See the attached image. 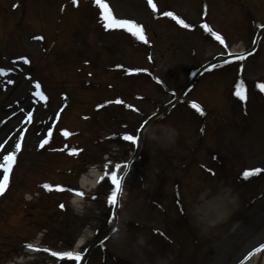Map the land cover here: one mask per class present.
<instances>
[{"label": "rangeland", "instance_id": "obj_1", "mask_svg": "<svg viewBox=\"0 0 264 264\" xmlns=\"http://www.w3.org/2000/svg\"><path fill=\"white\" fill-rule=\"evenodd\" d=\"M16 1L0 0V25L6 17H16L15 13L10 10ZM21 1L25 3L27 0ZM110 1L114 5L118 16L136 17L150 29L149 31L155 32L158 47L162 51L156 53L158 56L156 63L157 70L159 69L158 75L172 90L179 91L183 87L184 71L189 64H192V67H194V63L199 65L220 52L217 45L208 43L207 41L197 40L196 37H183L175 40L174 31L168 29L160 22L154 23V28H152L149 24L150 21H147V18H144L140 14V12L144 16L148 14L143 3H140L138 6L136 3L134 4L133 0ZM159 1L162 9L174 11L184 17H187L185 12L188 14H193V12L197 14L195 10H200V5L204 3V0ZM243 1L251 7H248L250 13L245 8L239 7L225 9L227 6H224L222 0H208L210 10L212 11L210 13L212 24L221 33L224 32L227 35L232 48L234 47L237 50L248 46L250 41L251 32L246 30L245 26L242 25V18L245 12L249 13L254 19L264 18V0ZM58 5V0H33L28 11L21 13V22L25 25V29L20 36L25 35V30H29L31 33L37 32L43 34L42 36L47 42L51 36L50 34L55 32L54 24L61 18L62 12ZM259 22L264 23V19L259 20ZM93 23L87 25L83 18L78 19L76 14L68 11L62 19V23L59 26L57 25L60 30V34L57 36V45L48 56V59L54 63L50 64L47 62V66L48 68H53L52 72L59 70L61 72L56 76L55 80L50 75H46V79H42L51 101L46 106H42L44 109L43 112L39 113L37 110L35 112V116L38 119L37 126H40V132L50 126L53 112L60 104L58 92L62 88H65V90L74 88L71 86L72 81L68 85L65 84L66 81L64 79L71 77L74 79V75L73 70L65 63L63 64V59H69L71 61V55H78L80 57L92 56L93 58L96 57L97 61L102 63L105 57L108 56L104 51L100 52L98 49L95 50L101 35L92 32L95 29ZM15 33L16 27L15 23L12 24V20L4 22L0 26V57H2V53H7L8 57L26 53L30 54L32 59H40L41 55L36 48V43L28 42L26 37L17 40ZM158 35H161V37H158ZM84 37H88V42L94 49L88 46L85 50L76 54L77 41ZM171 42L177 48V54L175 55H169L163 51L167 48L168 43ZM84 44L87 45L86 42H80V45L84 46ZM103 47L105 49H109V47L113 48V42L109 43L106 41ZM261 47L263 46H260L258 55L254 57L253 63L251 62V65H249L248 73L250 72L249 77L252 79L261 78L264 80V49H261ZM60 50L70 53L62 55L61 59L58 53ZM192 50L197 51L198 60L188 62L191 58L189 54ZM123 51L124 53H121L120 56L129 61V55L132 53V50L127 46ZM117 54L119 56L120 52ZM0 59L2 62L3 59ZM4 67V64L0 65V68ZM36 71H38V68L34 66L33 70L30 71L32 76ZM25 72H28V70H25ZM253 72L255 74L254 76ZM63 75L65 76L64 78L62 77ZM24 77H26V73H23L20 78H15V84L10 87L7 85V80L11 77L1 79L3 86L0 91V124L2 126H6V124L3 125L1 121L10 115L4 107L11 105L15 107V104L19 103L20 107H18L17 111L21 108L25 110L29 108L30 104H21V96H26V94L30 95L31 90L28 81ZM212 77L213 80L208 78L204 79V83L202 82L197 86L189 95V98L202 100L205 103L209 108L211 118H215L214 122L220 125L223 123L224 128L222 129L224 131L221 132L223 141L219 137L218 144L210 148L214 150L213 152L216 151L222 159H224L225 150V159L226 161L228 160L226 165L228 168L233 166L238 169L242 166L241 164L232 163L230 161L231 159H250L248 161L251 162H249L250 164L248 166H252V163H256L253 162L254 157L260 159V165H264V121L262 119L260 120L259 130L253 128L252 123L254 121L251 120L247 122V126L240 124V120L243 122L246 121L227 104L226 98H224L222 93L224 81L227 82L228 77L218 76L217 74ZM66 85L68 88H66ZM117 88L120 89L121 86ZM117 88L116 91H118ZM153 88V86L138 83L137 88L134 89L136 92L146 94L149 98V101L138 104L139 109L143 110L142 113L144 115L150 114L153 111L154 107H152L150 102L153 105L160 106L171 99L167 94H159L156 90L154 92L152 90ZM5 89H7V92H5ZM70 92L72 93L73 99H71L70 107L65 111L62 122L71 128L80 129L81 135L76 138V141L81 147L88 150L90 154L86 158L81 156L78 161L65 159L62 156H55L57 161H53L51 158L52 155L45 152H36L35 145L40 136L37 135L35 127L28 132L25 149L19 158L18 167L14 172L12 186L0 204V220L6 218L4 222L7 223L4 230L0 231V264L14 263L19 259L24 260L22 264H55L56 262L52 256L51 258L55 263L48 261L49 254L46 252H37L36 254L25 253L21 246L23 241H15L14 238L16 237L13 236L22 235L26 236L29 242H37L40 240V236L37 237L36 232L40 231L43 226L47 227L45 222L49 224V231L50 229L57 231V237L61 235L60 233H62V229L66 224L70 226L66 232L70 236L67 237V241L63 242V246L58 244L53 245L54 242L51 241L49 235L44 239L45 242H53V244H46L55 250H61L70 244L73 246L80 239L86 240V245H90L98 237L94 239V235L98 233L102 234L106 229L109 221V210L106 204V198L101 196L95 201H90L89 203L83 202L79 207H75L71 204L69 195L49 197L41 195V198L27 204L25 214L21 211L20 205H23L22 195L27 191H36L34 188L40 182L50 181L51 183H61L77 187L80 176L88 171V168L84 169L83 166L89 161L92 155V148L89 145L90 138L92 136L104 137L109 133L120 130L117 126L109 129V125L103 121V116L108 111H103L98 115L100 116V121L97 120L96 125L92 124L91 121L81 122L77 117L82 113V110L78 109L81 100L87 104L88 101L91 102L96 98L103 99L104 97H111L114 95V91H93L86 95L80 94L77 89ZM30 97L32 98V96ZM113 115L119 120H122L124 117L132 119L134 126L141 120L140 117L126 116V113H120L119 111H115ZM234 116H238V118ZM44 121L47 122L46 125H43ZM187 121L185 110L176 108L163 121L150 125L148 128L145 135L146 139L144 141L143 153H141L143 156L135 163L126 180L125 193H123V208L121 210L117 233L108 242V253L117 256L125 264H235L245 251L257 243L264 241V195L257 198V195L262 192L264 181L252 180L245 182L246 179H243L237 183L232 178H226L228 177V169L216 168L211 162V153L203 152L202 149L194 153L190 158L193 162L188 166V169L182 168L181 163L172 162V158L174 157L172 155L174 153L177 155L180 154L183 142L192 143L195 141L194 134L196 133H193L190 123ZM206 123L208 125L209 120ZM14 125V123H11L0 134V142L2 141L1 138ZM85 128L87 132H85ZM14 140L15 137L10 139V146ZM154 140L162 143V148L167 149V152H159L155 155V150L153 149L154 142H152ZM207 140H210L209 135ZM255 141L257 145L252 144ZM191 147L196 148L195 145ZM101 151H108V154L112 155L105 163L111 160L113 165L115 163L123 165L122 160H125L129 155L128 147H119L117 145H111L110 143H102L99 146V152ZM163 154L168 156L170 159L169 162L163 159ZM99 161L94 160L96 162L95 164H98L94 166L96 171L104 170L103 165L105 163L99 164ZM199 163L213 168L216 174L214 178H207L208 182L206 184L203 182V176L197 168V164ZM243 166H247V164ZM54 167L59 170L73 169V176L54 175L52 173V168ZM175 181L179 182V193L183 207L185 208L187 205L190 207V204H193L199 223L194 222L190 218L186 219L187 216L186 218H180V222L176 223L169 216L171 215L173 217L175 213L173 212L174 208H172L170 199L171 188ZM101 191H105V189H101ZM253 197L257 201L253 205H250L251 198ZM60 200L64 202L67 208L66 213L61 217L56 210L55 204ZM152 201L159 202L162 209H156L151 204ZM55 214H57V217ZM253 216H255V222L251 227L255 228H244L247 223L246 220ZM243 221L246 222L242 224L241 222ZM27 222H29L28 225ZM130 224L143 225L144 229L165 228L169 239L175 240V243H178V245L182 243L184 246L186 243L188 245L191 243L190 239L192 237H199L195 233V230L200 229L199 231L203 235H200L201 248L203 249L202 257L199 261L190 262L176 250L177 246L174 244H170V247L166 244L164 247L160 246V250L166 253L161 252L159 254L156 251V247L150 246L148 242H143L140 245V243L134 244L133 239L132 241H129L128 238L122 240V237L127 235L125 233L129 229ZM233 233L235 235V241L226 242L227 238L225 239V237ZM217 240H219L218 244H216ZM192 249L193 247L190 246L189 251L191 253H188L189 257L192 256ZM99 254L98 251H94L89 257L87 264H100ZM263 258L262 255L256 264H264Z\"/></svg>", "mask_w": 264, "mask_h": 264}, {"label": "snow or ice", "instance_id": "obj_2", "mask_svg": "<svg viewBox=\"0 0 264 264\" xmlns=\"http://www.w3.org/2000/svg\"><path fill=\"white\" fill-rule=\"evenodd\" d=\"M73 5L77 4V0H71ZM95 4L98 6L100 9V18L103 23V28L104 30H110V29H124L125 31L131 33L133 37H136L138 40L144 41V43H148L146 40L143 29L142 27L136 25L133 22L127 21V20H120L116 19L113 17L111 14V10L109 9L108 5L106 3H103L102 0H95ZM148 5L152 8L153 12L157 11L156 5L153 3V0H148ZM19 5H14L13 7H18ZM63 10V9H62ZM164 17H170L177 25H179L181 28H189L190 26L183 20L178 18L174 13L168 11L162 13ZM205 31L212 32V30L207 26V24H204L202 26ZM261 28H264V25L260 26ZM215 36V39L219 41L221 45H224L226 47L224 39L220 35H216L215 33H212ZM34 39H39L42 40L43 37H34ZM253 53L249 52L248 55H252ZM238 60L243 61L246 59V56H239L237 57ZM24 64L30 63V61L27 58H24L23 60ZM117 68L123 67L122 65H117ZM2 71V69H0ZM126 74L132 75L134 73H138L140 71H145V70H125ZM240 71H243V65H240ZM91 75V73H89ZM157 84H161L162 81L159 79H156L155 81ZM35 87L37 89L40 88L39 84H36ZM256 87L259 89L260 92L264 93V84H257ZM234 95L241 101L245 102L247 99L246 93L243 89V84L238 83L236 85V90L234 92ZM41 98L43 99L44 97L41 95ZM109 103H115L117 105L124 103L121 99H116L114 101H110ZM104 107V105H99L98 109ZM127 108H131L132 111L136 112L138 111L136 108L132 107L131 105H125ZM190 107L195 109L197 113H199L201 116L204 115L203 109L197 105L196 103L190 104ZM63 111V109H61ZM59 115V113H57ZM85 119H88V117H84ZM147 121L145 122V124ZM145 125L142 124L140 128H143ZM139 132V129H137ZM52 133L49 132L48 136L51 137ZM65 137L70 135L67 131H64L62 133ZM121 139L123 141L128 142L131 145H138V141L140 139V136L135 135V134H124ZM49 143V139H42V142L39 144V148H44L45 145ZM0 148H2V145H0ZM22 150V138L20 141L15 143V147L13 151L8 152L7 154L2 156V162H0V197H3L6 192L10 188V183L12 180V175H13V168L17 164V155L21 152ZM60 151H63V149H60ZM83 150H70L68 152V155L72 156H78L80 152ZM129 167L128 164H123L121 165L120 163H115L113 165L112 161L110 160L109 162L105 163L103 165L104 169V174L99 176V178L95 181L96 185H98L100 188H103L106 190V204L108 207V210L111 211L114 209L117 204H118V197L120 193L123 191V186L125 182V177L127 176V172H125L124 176H118V172L123 168L127 169ZM261 172H264V169L261 168H255V169H247L244 170L242 173V177L246 180L251 179L252 177L259 175ZM84 181L87 183L89 176L88 173L85 172L83 174ZM41 188L45 191L51 192V191H56L60 193H71L72 195H75L77 197H80L81 199L84 198L85 193L83 191L73 189V188H65L61 185H56L52 186L49 184H43L41 185ZM99 190V189H98ZM28 199H31V197H28ZM91 199L93 201L98 199V196L96 193L91 194ZM73 203H77L76 201H73ZM59 208L61 210H64L65 206L63 204L59 205ZM114 219V217H113ZM109 223H112L113 220H109ZM115 231V229H113ZM160 235H163V233H160ZM83 240L80 241L81 244H83ZM103 244L104 241H101ZM27 248L34 250V251H41V249L34 248L32 245H26ZM88 247H85L82 249L81 252H74L72 250H66V251H51L50 249H42V251L48 253L50 256L56 258V260L60 261H69V262H75V264H80V261L84 258L85 253L88 252ZM264 250V244H261L258 248L255 249L256 252H260Z\"/></svg>", "mask_w": 264, "mask_h": 264}, {"label": "bare ground", "instance_id": "obj_3", "mask_svg": "<svg viewBox=\"0 0 264 264\" xmlns=\"http://www.w3.org/2000/svg\"><path fill=\"white\" fill-rule=\"evenodd\" d=\"M1 130L2 129H0V132H1ZM88 176H89V179H88V181H87V183L84 181V178H83V176L80 178V186L82 187V188H84L85 190H87V189H92V188H94L95 187V181H96V176L94 177V174H93V172H89L88 173ZM73 201H76L77 202V199H75V200H73ZM72 201V202H73ZM80 244V242L78 243V245ZM255 257H254V259L251 261V262H249V263H246V264H254V262H255Z\"/></svg>", "mask_w": 264, "mask_h": 264}]
</instances>
